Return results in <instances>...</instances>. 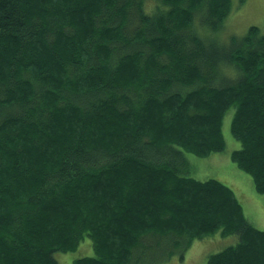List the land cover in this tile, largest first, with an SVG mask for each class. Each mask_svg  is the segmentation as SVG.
<instances>
[{"label": "trees", "instance_id": "trees-1", "mask_svg": "<svg viewBox=\"0 0 264 264\" xmlns=\"http://www.w3.org/2000/svg\"><path fill=\"white\" fill-rule=\"evenodd\" d=\"M232 9L0 0V264H59L86 239L74 264H166L214 236L239 241L207 264H264V230L187 158L226 150L234 109L231 160L264 194L262 29L224 46L199 32Z\"/></svg>", "mask_w": 264, "mask_h": 264}, {"label": "rangeland", "instance_id": "rangeland-1", "mask_svg": "<svg viewBox=\"0 0 264 264\" xmlns=\"http://www.w3.org/2000/svg\"><path fill=\"white\" fill-rule=\"evenodd\" d=\"M233 9L227 18L224 27L218 32L209 33L203 29L200 34L219 46L227 45L231 37H243L251 26H258L264 34V0H232ZM209 33V35H208ZM226 76L237 80L238 75L227 73ZM230 81V80H228ZM235 110H230L223 121V136L226 142L224 152L200 158L187 154L192 168V176L198 180L215 179L231 188L238 201L242 204L246 218L258 229L264 230V194L257 193L254 182L248 174L240 170L231 160V153L241 148V144L231 132V123ZM236 237V238H235ZM237 236L221 239L220 237H207L196 241L187 252L184 260L179 256L166 264H207L208 258L223 249L238 243ZM94 254L89 239L82 242L75 252L58 253L56 259L59 264H74V261Z\"/></svg>", "mask_w": 264, "mask_h": 264}]
</instances>
